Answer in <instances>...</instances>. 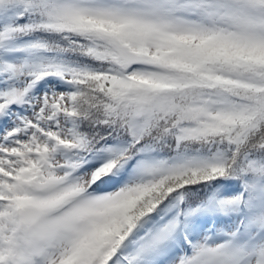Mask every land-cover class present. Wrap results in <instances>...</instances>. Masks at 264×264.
Instances as JSON below:
<instances>
[{
    "label": "snow or ice",
    "instance_id": "6c2138e0",
    "mask_svg": "<svg viewBox=\"0 0 264 264\" xmlns=\"http://www.w3.org/2000/svg\"><path fill=\"white\" fill-rule=\"evenodd\" d=\"M0 264H264V0H0Z\"/></svg>",
    "mask_w": 264,
    "mask_h": 264
},
{
    "label": "rangeland",
    "instance_id": "374dc122",
    "mask_svg": "<svg viewBox=\"0 0 264 264\" xmlns=\"http://www.w3.org/2000/svg\"><path fill=\"white\" fill-rule=\"evenodd\" d=\"M41 83H43V82H41ZM45 90H47V86H45ZM167 154L166 153H161L160 154V157H163V156H166ZM159 158V157H158ZM93 163H99L100 161H99V159H96V160H93L92 161ZM103 187H105L104 189H106V190H108V191H110V190H112V187H113V185L112 184H108V185H105V186H101V188L103 189ZM226 188H223V189H221V190H219V195L220 196H229V195H232V194H234V192H229V191H227V190H225ZM227 216H229V217H231V219L232 220H234V222H233V224H235V223H238V220H237V216L235 215V214H229V215H227ZM193 218H195V219H200V220H202V221H204L205 219L203 218V216L202 215H199L198 217H193ZM234 226V225H233ZM205 230V229H204ZM203 230V231H204ZM216 231H215V233L216 234H214V235H212L213 236V238L215 239V240H222V229L220 228V227H216V229H215ZM202 234H204V235H206L205 233H201V232H197V233H195L194 234V236L197 238L198 237V239L199 238H201V235Z\"/></svg>",
    "mask_w": 264,
    "mask_h": 264
},
{
    "label": "trees",
    "instance_id": "16d2710c",
    "mask_svg": "<svg viewBox=\"0 0 264 264\" xmlns=\"http://www.w3.org/2000/svg\"><path fill=\"white\" fill-rule=\"evenodd\" d=\"M167 154V153H166ZM230 184H233V183H235V182H229ZM221 186V184H216V185H212V186H209V188H208V192H211V191H213V190H215V191H217L218 192V194H219V187ZM198 191L199 192H204L205 193V195H207V192H205V190L204 189H202V188H200V189H198ZM194 199L196 198V197H193ZM192 219V218H191ZM190 224H191V222H189L188 224H187V228H189L190 229Z\"/></svg>",
    "mask_w": 264,
    "mask_h": 264
}]
</instances>
